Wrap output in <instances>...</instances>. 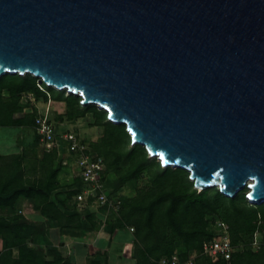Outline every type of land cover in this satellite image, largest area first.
I'll list each match as a JSON object with an SVG mask.
<instances>
[{"label": "water", "instance_id": "water-1", "mask_svg": "<svg viewBox=\"0 0 264 264\" xmlns=\"http://www.w3.org/2000/svg\"><path fill=\"white\" fill-rule=\"evenodd\" d=\"M24 74L198 191L264 204V0H0V77Z\"/></svg>", "mask_w": 264, "mask_h": 264}, {"label": "trees", "instance_id": "trees-1", "mask_svg": "<svg viewBox=\"0 0 264 264\" xmlns=\"http://www.w3.org/2000/svg\"><path fill=\"white\" fill-rule=\"evenodd\" d=\"M28 95L63 102L65 111L60 120L72 121L90 114L92 126L103 128L99 141L89 146L103 160L104 186L111 196L120 200L117 214L109 215L105 221L109 225L115 221L110 225V234L125 227L133 229L130 256L135 264H158L161 258L172 257L180 262L192 260L194 264H264V251L255 252L250 247L253 233L264 228V204H249L246 190L234 198L223 196L216 188L198 191L186 171L162 168L156 159L148 157L143 147L131 145L125 126L108 122L105 111L94 105L83 107L80 98L47 87L30 74L0 77V128L34 127L38 114L29 106ZM28 107L31 113L25 112ZM58 158L61 156L55 150L46 151L40 159L42 175L31 179L26 176L23 153L0 155V211L13 208L19 198L32 199L34 210L54 221L60 230H83L84 223H90V229H97L96 213L88 212L80 219L78 212L65 214L51 200V194L59 188ZM126 184L138 187L134 196L120 194ZM68 187L67 199H74L81 191L76 177ZM21 219L17 214L0 215V264H73L56 253L46 260L29 248L27 241L43 233ZM215 221L227 224L230 243L235 249L238 244H244L229 261L202 254L203 244L215 238ZM246 236H249L248 244L244 243ZM100 258L102 255L89 264H102Z\"/></svg>", "mask_w": 264, "mask_h": 264}, {"label": "rangeland", "instance_id": "rangeland-1", "mask_svg": "<svg viewBox=\"0 0 264 264\" xmlns=\"http://www.w3.org/2000/svg\"><path fill=\"white\" fill-rule=\"evenodd\" d=\"M66 95L68 94L66 93ZM28 101L29 106L37 114L48 113V117L55 126L57 133L70 134L74 142L80 145L81 149L92 153L89 145L99 141L103 134V128L92 126L93 118L90 114L72 121H67L65 118L60 120L65 111V104L63 102H55L49 99L45 101L41 97H32ZM36 137L37 134L34 127L17 126L0 128V155L23 153L26 176L31 179L42 175L40 159L46 151H49L37 142ZM68 153L66 149L59 153L57 152V155L61 156V158H58L61 172L57 176L59 188L51 194V200L57 202L65 214L78 212L80 219L84 218L88 212L96 213L97 229H90V223H84L85 228L83 230H60L54 221L47 220L34 210V201L32 199L26 198H19L13 208L0 211V215L7 217L17 214L22 217L21 222L41 230L43 234L29 239L27 246L46 260H50L52 256L50 254L55 253L73 264L81 263V253H86L95 259L99 258V255H102L100 259L104 263H109V256L112 254L117 255V257L128 256L133 241V232L130 231L129 227L116 230L113 234H110V225L115 221H111L109 225L104 220V212L95 202L84 206L83 204L75 203L74 199L66 198V192L70 189L68 183L75 179L74 167L71 166L72 157L70 161ZM58 159L56 160V164L58 163ZM111 177L112 175L109 173V180H111ZM132 186L126 184L120 194L125 197L134 196L138 187L136 185ZM260 234L264 236V228ZM244 243H249V236L244 237ZM243 245V243H240L235 246L236 250L240 251ZM1 248L2 241L0 240ZM190 256H194V254L191 253ZM105 257L106 261H104Z\"/></svg>", "mask_w": 264, "mask_h": 264}, {"label": "built area", "instance_id": "built-area-1", "mask_svg": "<svg viewBox=\"0 0 264 264\" xmlns=\"http://www.w3.org/2000/svg\"><path fill=\"white\" fill-rule=\"evenodd\" d=\"M38 86L41 89L39 84ZM27 98L31 100L32 95H28ZM25 112L31 113L32 109L28 107ZM34 128L39 144L58 153L66 149L69 152L68 158H70V161L72 157L71 166L74 167L75 177L79 179L81 184V191L74 197L75 203L87 206L90 202H95L99 208L104 209V220L111 214H117L120 208V200L111 196L104 186L102 179L104 163L102 158L81 149L70 134L57 133L47 112L37 115L34 120ZM214 230L215 238L203 244L202 254L210 256L212 259L221 258L224 261H229L236 251L230 243L229 228L224 222L215 221ZM130 231L132 232L133 229L130 228ZM260 233V231H255L251 238L250 247L255 252L264 251V236ZM158 264H194V262L192 260L180 262L172 257L161 258Z\"/></svg>", "mask_w": 264, "mask_h": 264}, {"label": "crops", "instance_id": "crops-1", "mask_svg": "<svg viewBox=\"0 0 264 264\" xmlns=\"http://www.w3.org/2000/svg\"><path fill=\"white\" fill-rule=\"evenodd\" d=\"M130 255H131L130 252L128 253V256H125V257L124 256H118L117 257V255L112 254L111 256H109V263L108 264H135V261L131 258ZM94 259L95 258L88 256V254H86V253H84V254L81 253V263H78V264H89ZM98 259L99 258H96V260H98ZM104 261H106V257L104 258ZM101 263L103 264L104 262L101 261Z\"/></svg>", "mask_w": 264, "mask_h": 264}]
</instances>
